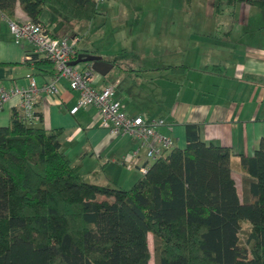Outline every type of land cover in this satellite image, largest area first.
<instances>
[{
  "label": "trees",
  "instance_id": "1",
  "mask_svg": "<svg viewBox=\"0 0 264 264\" xmlns=\"http://www.w3.org/2000/svg\"><path fill=\"white\" fill-rule=\"evenodd\" d=\"M99 2L0 0V11L14 20L19 5L50 30L42 19L47 5L90 20L104 13ZM237 2L264 9V0H214L216 15ZM223 29L217 37L232 33ZM80 51L98 53L77 48L76 60ZM128 57L138 61L127 49L108 61ZM20 116L14 110L0 125V264H149V234L156 264H264V137L253 156L240 159L242 196L232 150L205 142L196 124L187 125L184 148L173 147L124 188L86 181L62 149L61 129L27 125Z\"/></svg>",
  "mask_w": 264,
  "mask_h": 264
},
{
  "label": "crops",
  "instance_id": "2",
  "mask_svg": "<svg viewBox=\"0 0 264 264\" xmlns=\"http://www.w3.org/2000/svg\"><path fill=\"white\" fill-rule=\"evenodd\" d=\"M14 20L19 22L29 20L19 5ZM8 21V17L0 11V83L8 88L26 86L28 84L26 74L33 72L42 86L54 75V64L42 60L44 58L41 55L36 59L29 58V55L33 57L35 54L34 45L27 40L17 43ZM49 27L54 34L62 37L58 34L62 29L61 24L54 22V26ZM76 42L77 48L81 50L97 49L94 45L89 46L90 43L80 46V38H76ZM247 49L244 57L236 61L216 55L213 57L202 55L199 60L184 59L182 64H177L186 65L189 69L179 72L178 75L182 77L153 76L151 78L153 80L161 78L170 84L176 83L179 88L174 98L167 97V100H164L160 94L161 92L164 94L165 91H159L160 87H156L158 84L153 85L152 92L145 91L146 100H151L153 104L146 108L133 103L134 90L127 80L128 89L123 86L125 79L116 85V98L124 109L130 115L164 119L165 124L158 126L157 130L173 137L175 146L181 148L186 146V127L188 124H196L200 126L201 136L205 142L229 147L233 153L232 174L241 196L244 173L240 169V159L253 156L256 146L264 137V49H256L254 52L251 46ZM80 52L85 54L82 53L84 51ZM99 52L98 50L96 55ZM99 56L106 61L110 58L107 54ZM172 65L176 64L164 65L163 68ZM204 67L205 70H201ZM144 71L142 73H145ZM170 71L173 73L171 69ZM190 71L198 72V78L190 76ZM114 72L115 65L106 76L96 73L97 88L102 89L111 84L109 77ZM204 76H207L208 80L203 78ZM77 98L78 92L71 90L69 82L64 78L59 81L57 93L51 94L41 90L36 99V108L41 119L36 125L41 124L48 130H62V149L77 165L86 181L124 187L118 179H102L103 168L111 163H119L129 171L132 169L139 171L127 164L124 158L130 156L126 154L128 149L133 151L140 143L127 135H114L102 127L101 116L96 107H82L72 114L70 110L75 106ZM19 102L20 98L14 97L5 104L0 112V125L10 122L14 110H19ZM141 176L135 179L134 183Z\"/></svg>",
  "mask_w": 264,
  "mask_h": 264
},
{
  "label": "rangeland",
  "instance_id": "3",
  "mask_svg": "<svg viewBox=\"0 0 264 264\" xmlns=\"http://www.w3.org/2000/svg\"><path fill=\"white\" fill-rule=\"evenodd\" d=\"M99 1V8L104 13L90 20H75L57 12L50 5L46 6L42 19L48 26L58 22L62 26L58 33L60 36L80 38V46L90 43L89 46L94 45L99 54L115 56L123 49L134 51L138 61L128 57L116 62V72L109 77V82L119 85L125 79L123 86L128 89L127 80L134 90L133 103L145 108L153 105L145 95L146 90L152 92L153 85L158 84L156 87H160L159 91H165L160 94L164 100L174 98L178 91L179 85L176 83L170 84L161 78L151 79L164 75L182 77L177 71L172 70V73L170 69H164V65L182 64L184 59L190 58L199 60L202 55H216L236 61L244 57L250 46L252 52L264 49V9L258 6L237 2L230 12L227 10L216 15L214 0ZM227 25L232 26L230 36L217 38L219 27L225 31ZM201 70H205V67ZM190 76L198 78V72L190 71ZM206 77L203 78L208 80ZM127 136L133 138L130 134ZM131 151L128 149L126 154L131 155ZM125 168L119 163L108 164L103 168L101 178L118 179L122 186L130 188L141 174ZM149 248V264H156L152 234H149Z\"/></svg>",
  "mask_w": 264,
  "mask_h": 264
},
{
  "label": "built area",
  "instance_id": "4",
  "mask_svg": "<svg viewBox=\"0 0 264 264\" xmlns=\"http://www.w3.org/2000/svg\"><path fill=\"white\" fill-rule=\"evenodd\" d=\"M10 31L16 42L24 40L34 45L35 54L53 62L55 73L42 86L33 72L26 74V86L6 87L0 83V112L5 104L14 97H19L20 120L27 125L40 122L36 108V99L41 90L55 94L58 92L59 81L64 78L69 82L70 89L78 92V98L70 112L75 114L82 107H96L101 116V126L114 135H132L140 145L124 161L137 168L142 175L158 158L163 157L175 147V139L157 130L164 125V119H147L143 115H130L116 98V85L111 83L102 89L96 86V72L92 64H72L76 60V39L68 36H53L51 30L44 25L30 20L8 21ZM29 58H32L29 55ZM143 151V152H142Z\"/></svg>",
  "mask_w": 264,
  "mask_h": 264
},
{
  "label": "water",
  "instance_id": "5",
  "mask_svg": "<svg viewBox=\"0 0 264 264\" xmlns=\"http://www.w3.org/2000/svg\"><path fill=\"white\" fill-rule=\"evenodd\" d=\"M81 62H90L92 68L96 73L106 76L114 67V64L103 59L102 56L93 54H80L78 59L73 61L72 64Z\"/></svg>",
  "mask_w": 264,
  "mask_h": 264
}]
</instances>
